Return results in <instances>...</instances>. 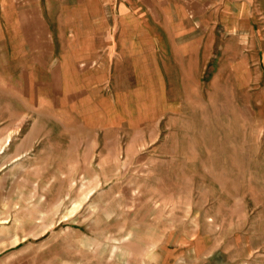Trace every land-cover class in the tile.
Returning a JSON list of instances; mask_svg holds the SVG:
<instances>
[{"label": "rangeland", "instance_id": "obj_1", "mask_svg": "<svg viewBox=\"0 0 264 264\" xmlns=\"http://www.w3.org/2000/svg\"><path fill=\"white\" fill-rule=\"evenodd\" d=\"M261 35L253 62L211 66L212 109L121 136L161 135L156 150L90 129L71 144L27 77L0 70V264H264Z\"/></svg>", "mask_w": 264, "mask_h": 264}, {"label": "crops", "instance_id": "obj_2", "mask_svg": "<svg viewBox=\"0 0 264 264\" xmlns=\"http://www.w3.org/2000/svg\"><path fill=\"white\" fill-rule=\"evenodd\" d=\"M262 32L260 0H0V70L27 77L71 144L90 129L118 152L156 150L161 135L121 136L176 131L182 110L212 109L211 66L253 62L245 48Z\"/></svg>", "mask_w": 264, "mask_h": 264}]
</instances>
